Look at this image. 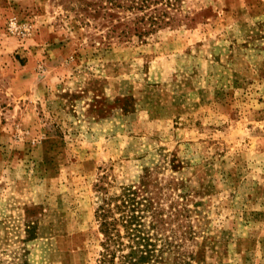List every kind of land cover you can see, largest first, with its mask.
Returning <instances> with one entry per match:
<instances>
[{
	"label": "rangeland",
	"instance_id": "obj_1",
	"mask_svg": "<svg viewBox=\"0 0 264 264\" xmlns=\"http://www.w3.org/2000/svg\"><path fill=\"white\" fill-rule=\"evenodd\" d=\"M86 7L0 0V264H97L104 192L142 180L150 264H264V0H181L145 39Z\"/></svg>",
	"mask_w": 264,
	"mask_h": 264
},
{
	"label": "trees",
	"instance_id": "obj_2",
	"mask_svg": "<svg viewBox=\"0 0 264 264\" xmlns=\"http://www.w3.org/2000/svg\"><path fill=\"white\" fill-rule=\"evenodd\" d=\"M111 22V32L145 39L168 22L169 10L181 0H81ZM86 7V8H87ZM148 181L106 190L95 216L101 233L97 264H150L172 250L168 217ZM30 232L33 227L30 226ZM12 264H34L27 258Z\"/></svg>",
	"mask_w": 264,
	"mask_h": 264
}]
</instances>
